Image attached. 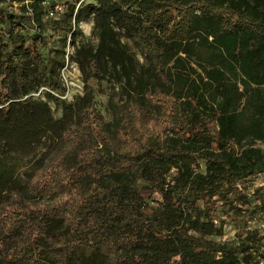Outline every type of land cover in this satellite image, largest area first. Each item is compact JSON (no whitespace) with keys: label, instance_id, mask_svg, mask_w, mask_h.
Returning <instances> with one entry per match:
<instances>
[{"label":"trees","instance_id":"obj_1","mask_svg":"<svg viewBox=\"0 0 264 264\" xmlns=\"http://www.w3.org/2000/svg\"><path fill=\"white\" fill-rule=\"evenodd\" d=\"M56 2L0 0V264H258L264 0L67 1L49 17ZM89 17L96 44L78 41ZM103 81L111 121L95 106ZM45 138L54 153L19 173ZM217 202L241 224L233 240Z\"/></svg>","mask_w":264,"mask_h":264},{"label":"rangeland","instance_id":"obj_2","mask_svg":"<svg viewBox=\"0 0 264 264\" xmlns=\"http://www.w3.org/2000/svg\"><path fill=\"white\" fill-rule=\"evenodd\" d=\"M51 1V0H50ZM58 1L64 5L67 1H76L78 4H86L90 2H94L96 0H52ZM13 8L19 11V4L18 2H13ZM93 28V19L89 17L88 19L82 21L79 26V34H78V41L90 42L93 44L97 43V37L92 31ZM131 50L137 54L139 59L142 61L144 59L143 48L140 43L137 42L135 39H128ZM68 70L71 71L69 74V93L64 96V98L69 102H74L77 100L79 96H81L84 92V82L82 73L80 71L74 70L72 67H68ZM72 81L73 83H71ZM92 89L95 95V106L96 108L102 113L106 121L112 120V113L108 108V98L111 92V87L108 81H103L101 83H94L92 85ZM43 90L40 95H36L44 100H48L52 112L56 118H59L62 115V108L58 106L54 100L48 99L44 95ZM37 93V92H36ZM57 147V142L52 138H45L43 139L34 149L24 151L20 153L16 158V163L18 166L19 173L25 172H32L34 170V165L36 161L40 158H48L50 154L52 155ZM254 181L257 183L264 180L263 176H256L253 178ZM257 184H250V190L255 189ZM216 213L218 217L224 219L225 223V230L224 235L220 238L221 240H233L236 238V233L242 231L241 224L238 218H233L229 214L226 213V208L220 205V203H216ZM264 222V214L260 215V217H254L251 220H248V225L256 226L258 225L257 222Z\"/></svg>","mask_w":264,"mask_h":264},{"label":"built area","instance_id":"obj_3","mask_svg":"<svg viewBox=\"0 0 264 264\" xmlns=\"http://www.w3.org/2000/svg\"><path fill=\"white\" fill-rule=\"evenodd\" d=\"M78 6H80V4H78ZM63 11H64V5L62 3H60V2H56L54 8L50 9L48 16L49 17H53V18H59ZM66 49H67V54H66V58H65V66L61 70V79L63 81V84L67 88L66 94H68L69 93V86H70L68 78H69V75H70L69 73L71 72V71L68 70V67L70 66L74 70L79 69V67H78L77 63L74 62L71 59V57H70V55L74 52V47H73V45L70 42L68 43ZM78 71H80V70H78ZM70 82L73 83L72 81H70ZM44 89H45V87H42L37 93L36 92L33 93V95L34 96L40 95V93ZM64 96L62 98H64ZM251 181L254 184H257L256 185L257 187H261L262 191L264 192V180H262V181H260L258 183L256 181H254L253 179ZM238 186H240V184H238ZM253 194H254V189H252V191L249 192L250 196L253 195ZM257 223H258V225H256V226L248 225L247 229L248 230H252V229L256 228V229L259 230L260 234L263 235L264 234V222L260 221V222H257ZM258 264H264V258L263 257L259 256Z\"/></svg>","mask_w":264,"mask_h":264}]
</instances>
